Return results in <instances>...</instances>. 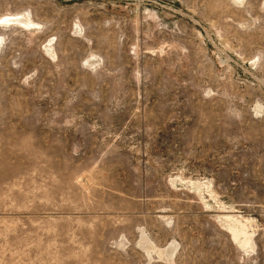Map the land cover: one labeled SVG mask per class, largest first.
I'll use <instances>...</instances> for the list:
<instances>
[{"label":"rangeland","instance_id":"374dc122","mask_svg":"<svg viewBox=\"0 0 264 264\" xmlns=\"http://www.w3.org/2000/svg\"><path fill=\"white\" fill-rule=\"evenodd\" d=\"M0 264H264V0H0Z\"/></svg>","mask_w":264,"mask_h":264}]
</instances>
